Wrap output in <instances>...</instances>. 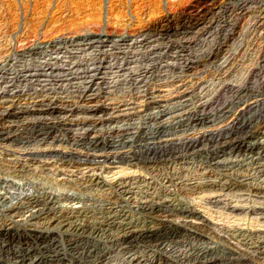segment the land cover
<instances>
[{"label":"rangeland","instance_id":"obj_1","mask_svg":"<svg viewBox=\"0 0 264 264\" xmlns=\"http://www.w3.org/2000/svg\"><path fill=\"white\" fill-rule=\"evenodd\" d=\"M199 1L201 0H0V32L8 33L6 35L7 38L11 34L10 36L13 40L10 37L8 38L9 40L11 39L10 42L13 44L14 49L11 56L12 54L13 56L19 54V51L22 50L26 51L28 47L48 46L53 41V45H62L61 42L63 41L61 39L66 36L57 37L60 30L64 33H69L67 36L74 42L85 43L91 40L92 37L86 40L78 39L75 34L73 35L69 31L74 27H78L79 20L76 17H81L84 14H99L98 5V8L102 6L103 26L106 25L104 18L110 13H116L118 15L124 14L125 16H123L126 20H129L126 21L129 25H127L128 31L133 28L137 29L132 31L135 32V35L125 31L122 34H126L122 35V37L117 33L106 38L103 36V39L107 41L110 38L113 41V38L118 40L124 37L130 43L136 38H142L143 35H146V32H151L154 28L161 32L166 29V25H176L180 19L182 20L186 16L188 10L195 8ZM237 1H240L239 3L244 2L241 4L242 7H240L241 5L239 6ZM205 5L208 11L204 17L202 16L204 19L200 21L202 23L198 26L200 28V31L198 30L199 35L195 34V36L192 34V38L190 33L183 34L178 32V35L173 33L167 35V38L169 36L174 41L186 44L187 47H183L186 51L181 52V54L187 58L184 56H182L185 58L183 60H178V58H174V60L173 58H160L155 63V66H158L157 72L159 71L160 73L151 75V80L147 79L150 80L146 85L147 87L145 86L147 94L137 93L131 99L128 96L125 101L121 102L120 98L116 99L117 95L126 94V89L121 87L122 89H117L118 92H114L117 94L114 95V101L108 99L107 95L101 97L99 101H97V98L92 100L79 99L78 105L105 106L107 110L102 115V121L97 120L98 115H95L96 118L93 119L95 122H92V119L87 116L88 114H84L88 122L76 124L77 119L82 115L77 116L70 114V112L56 114L58 112H55L53 115L58 116V121L64 120V124L57 125L59 130L54 132L49 130L47 135L40 134V136H37V134L33 136L29 130V132H24L23 127L27 125L25 122H27L31 114V116H36V114L38 116H46L47 121H52L53 117L52 115H46V111H39V113L37 110H30L33 113L25 120L4 122V126H0V132L5 133L4 137H6L8 132L9 138L7 137V139L11 140L17 137L21 142V144L17 145L20 146L19 148L12 147L14 153L16 151L38 150L41 145H35L34 142L40 141V139H42L40 144L44 143L43 140H46L45 144H42V148L51 145V148L60 149L57 146V142L53 144L54 139H52L59 135L60 130H66L65 132L71 135L82 133L87 137H91L122 125L121 127L123 128L128 127L129 134L132 135L135 131L138 132L139 129L153 124L155 120L164 119L163 121H165L177 118L178 114L191 108L194 110L198 104L200 105L205 101H211V106L207 107L206 110H218L226 105L225 108L229 110H235L241 106L243 110H264V0H209ZM244 6L245 8H243ZM238 7L243 9L241 10ZM221 11H225L222 16V18L225 17L224 19L221 18ZM231 11L233 12L231 13ZM61 16L64 18L61 20L62 23L57 20ZM71 22L77 23L72 24ZM136 23L137 25L135 26ZM80 26L81 24L79 28ZM208 26H210L207 28V31H209L206 32L204 30L203 32L202 29ZM186 34L189 36H186ZM159 36L155 35V37L152 36L150 39ZM167 38L164 36L160 41L165 42L169 39ZM164 39L165 41H163ZM176 49L179 50L180 48ZM176 49L173 50L177 51ZM173 50H168L167 54L171 55L172 53L175 55ZM166 60L168 65L165 62ZM173 64L175 67H173ZM227 86L232 89H227ZM132 92L135 93L134 91ZM39 99L36 95H32L31 98L28 96L25 98L21 97L8 110L19 107L35 109L39 106ZM74 99L70 97L55 101L59 107L66 106L74 109L77 105L73 102ZM9 105V102L5 103L0 100V112ZM156 110L161 111L162 117H159L161 116L160 114L157 116L154 114ZM149 113H151V117L146 119ZM246 115L248 116L249 114L247 113ZM62 116L64 118H61ZM222 120H224L223 117L216 116V124L213 122L214 127L205 129L212 130L215 126L218 127L224 123L228 125L230 119ZM259 122L260 126H262L261 128L257 126V130L261 133L260 136L264 138V118H261ZM192 128V134L195 131H203L200 126H193V124ZM33 138L35 139L34 142H32ZM36 147L37 149H35ZM5 148V146L0 145V192L7 195L8 199L6 205L0 206L1 218H9L10 213L8 214V212L10 211H7V208H10L11 212H14L15 208V211H17L21 203L27 201V197H38V195L48 193L55 194L58 197L67 196L81 200L82 203L78 204L83 205L91 214L101 207V203H104L102 201L107 200L109 196H113V193H111L110 189H107L108 185H105L104 189L101 188L99 190L97 187H93L94 189L90 190L85 187L89 183H85L84 180L94 178L98 174L103 176L105 182H112L126 177L123 180L132 182L133 187L137 186L133 188L136 194H130V199H142L144 197L152 200L168 199L171 200L170 206L171 204L174 206L179 203L181 206L188 207L199 214V216H202L201 219H205V222H200L194 218L182 217V219L180 216L167 217L168 219L164 217L165 219H163L162 216L145 214V212L139 210L134 211L133 207H131L133 205L129 206L130 209L129 207L124 208V210L128 209V214H126L129 215V220L137 223L136 225L138 226H134L137 229L145 228L150 230L152 223H154L152 227L156 228L159 226L157 220L160 219L172 221L174 225L170 226L171 228L169 227V232L173 233L174 236L169 237L166 241H160L161 246L153 240H142L138 246L124 249L122 247L125 244L120 243L124 226L111 228L105 236L92 235L94 240L92 237L89 238L87 245L89 247H94L93 245H95L94 248L97 247L96 250L103 249L112 253L113 257L108 262L109 264H128L132 259H137L134 264H147L150 261L154 262L158 258L168 262L175 260L181 264H213V262L209 261V257L207 258L208 261H206V258L197 260L198 258L196 257V254H200L210 248L219 249L218 252L225 250L233 256L235 255V259L231 260L232 262L224 260L222 261L223 264H264V255L255 248L261 240H264V165L259 168H255L252 165H246L247 167L243 166L241 168L236 167L233 173H227L229 177L228 175L220 174L218 168H214V166H211V168V164L206 159L203 161L200 157H194L193 159H183L184 161H170L166 162V164L162 162L157 166L156 164L150 165L142 162L136 168L137 173L123 176V173L117 172L120 170V168L119 170L117 169V165L109 164L101 169L96 168L94 173L89 172L87 169L75 170L69 168L64 170L51 166L52 161L58 160L57 157L49 158L47 161L49 164L47 165L42 160L43 158L40 159L41 157H38L39 161L36 158L37 161L35 159L31 162L23 156L7 152ZM129 163L132 167L131 170L135 169L133 164L135 162ZM129 165L127 164L125 167L130 168ZM127 172H130V169H127ZM139 178L140 180H138ZM148 183L149 187L152 186V188L145 187V184L147 185ZM126 196L128 197L129 194H125L123 197L127 198ZM42 206L41 204L35 208H27L23 215L26 217L34 213L40 216L43 211L49 213L54 209L67 211L71 210L72 203H50L44 205L43 208ZM61 206L62 208H60ZM45 214L42 215L46 216ZM14 219L17 221L21 220L20 217H14ZM39 221L42 220L39 219ZM23 227L31 228L32 226L25 224L21 228ZM178 232L180 233L178 234Z\"/></svg>","mask_w":264,"mask_h":264},{"label":"bare ground","instance_id":"obj_2","mask_svg":"<svg viewBox=\"0 0 264 264\" xmlns=\"http://www.w3.org/2000/svg\"><path fill=\"white\" fill-rule=\"evenodd\" d=\"M208 1L209 0H201L197 2L195 8L188 10V12L186 11V16L183 17L182 20L180 19L176 25H166V29L161 32L152 28L153 30H151V32H146V35H143V37L141 36L142 38H136L132 42L130 41V43H128L124 37L118 40L113 38V41L110 40V38L107 41L103 39V36L106 38L107 36L110 37V35L117 33L122 37V33L125 31L127 33H134L133 35H135V32L132 31H136L137 29L130 27L133 29L128 31V22H126L128 19L126 20L124 14L123 16L116 13L108 14V16L104 18L106 25L103 26L102 6L98 8V5L97 9H99V14H84L81 17H76V19L79 20V25L81 24L80 28L79 25L78 27L71 25L74 28L71 27L72 30L69 29L71 30L69 32L73 33V35L75 34L78 39L86 40L92 37L91 40L85 43L79 41V43L74 42L67 36L69 33H64L60 30L57 37L66 36L61 39V41H63L61 42L62 45H53L52 43L54 41H51L52 43L47 42L49 43L48 46L28 47L26 51H19L17 55L13 56L12 54V57L11 53L14 49L12 46L13 44L10 42L12 39L10 36L11 34L9 35L11 38L9 40V37L7 38L6 36L8 33L0 32V100L1 102L10 103L8 107L0 112V126H4V122L25 120V118H28V116L33 113L30 110H37L38 112L46 111V115H52L53 117L52 121H47L46 116H38L37 114L36 116H31V114L30 118L25 122L27 125L23 127V130L24 132L29 130L33 136L36 134L37 136H40V134L47 135L49 130H52L51 132L59 130L57 125L64 124V120L58 121V116L53 115L55 112H58L56 114L70 112V114H75L77 116L82 115L77 119L76 124H85L88 122L84 114H88L87 116L92 119V122H95L93 119L96 118L95 115H98L97 120L101 122L102 115L107 110L105 106L99 105L91 107L78 105V100H82L83 98L91 100L97 98V101H99V99L105 97V95H107L108 99L113 100L115 99L114 95H117L114 92H118L117 89L121 87L126 89V94L121 96L117 95L116 97V99L120 98L121 102L125 101V98L128 96L131 99V97L137 93L147 94L145 92V86L151 80L150 76L159 72H157L158 66H155V63L160 58H173V60L174 58H178V60L185 59L182 57L184 55H182L181 52L186 51V49L183 48L186 44L184 45L180 43V41H174L170 39L171 37L169 38V36L168 39L167 35H169V33L176 35L178 32L183 34L190 33L191 35L198 34V30L200 29L198 26L202 23L200 21L204 19L203 17L208 11L205 5ZM239 2V6L244 3ZM240 7H242V5ZM243 8H245V6ZM232 12L233 11H231V13ZM220 13H222V18L225 11H221ZM224 18L225 17L222 19ZM63 19L62 16L59 19L57 18L60 22ZM76 23L74 22L72 24ZM136 25L137 23L135 26ZM203 25L205 24L203 23ZM209 27L210 26L204 27L202 31L204 32L205 30L208 32L209 30L207 31V28ZM188 34H186V36ZM155 35L160 36L150 39V37H155ZM164 36L168 40L165 41L164 39L163 41L165 42H162V40L160 41ZM192 37L193 35L191 38ZM176 48L180 49L177 50ZM170 49L177 50H173L175 55L172 53L171 55L167 54ZM165 62H167V60ZM173 67H175V65ZM148 78L150 80H147ZM226 88L232 89L228 86ZM145 94L144 96H146ZM32 95H36V97L40 98L37 108L24 109L19 107L8 110V108L12 106V104L14 105L17 103L21 97L25 98L28 96L31 98ZM70 97L75 98L73 102L77 105L74 109L56 105L55 100ZM210 102L211 101H205L200 105L198 104L197 108L194 110L191 108L183 113L176 114L177 118L174 119L165 121H163L164 119L159 121L155 120L153 124L139 129L138 132L135 131L132 135L129 134L128 127L123 128L121 127L122 125L116 126L115 129L100 132V134H95L91 137H87L82 133L71 135L65 132L66 130H60L59 135L52 138L54 139L53 144L57 142V146H59L60 149L51 148V145L42 148V144L44 145L46 140H43L44 143L40 144L42 139H40V141H35L33 138L32 142L35 141V145H41L38 150L16 151L14 153L12 147L15 146L19 148L20 146L17 145L21 144V142L17 137L11 140L7 139L8 132L6 137H4L5 133L0 132V145L5 146L7 152H13L14 155L23 156L26 160L31 162L36 158L38 161L43 158L42 160L48 165L49 163L47 161L49 158L57 157L58 160L52 161L51 166H56L64 170H68L69 168L75 170L87 169L89 172L94 173L96 168L101 169L109 164L117 165V169L119 170L120 168L117 172L123 173V176L129 175L130 173L135 174L136 168L139 167L138 164L142 162L150 165L156 164L157 166L162 162L166 164V162H173L175 160L184 161L183 159H193L194 157H200L203 161L206 159V161L211 164L210 167L214 166V168H218L222 175H228L227 173L230 172L233 173L236 167L241 168L246 165H252L255 168H259L263 166L264 138L260 136L261 133L257 130V126H259L258 128L262 126H260L259 120L264 118V110H243L241 105V107H237L238 109L236 108L235 110L225 108L227 105L224 107L225 109L217 108L218 110H206L207 107L211 106ZM247 113L249 115L245 116ZM154 114H156V116L160 114L161 116L159 117L163 115L159 110H156ZM148 116H146V119L151 117V113H149ZM216 116L223 117L224 120L230 119L228 125L224 123L220 124L218 127L215 126L212 130H207L208 128L214 127ZM61 118H64V116ZM192 124L193 126H200V129H203V131H195L192 134ZM35 149H37V147ZM38 157L41 158L39 159ZM37 159L35 161H37ZM132 161L135 162L133 163L135 166L133 170H131L132 167L129 165V162ZM127 164L130 168L125 167ZM127 169H130V172H127ZM139 172L141 173V171ZM125 178L112 182H105L103 176H99L98 174L94 178L84 180L85 183H89L86 184L85 187L90 190L94 189L93 187H97L100 190L105 185H108L107 189H110L111 193H113V196H109L107 200L102 201L104 203H101L102 205L96 210L97 212L93 211L91 214L83 205L78 204L82 203L81 200H76L75 198L67 196L58 197L52 193L38 195V197L33 196L34 198L27 197V201L21 203L17 211H15V208L14 212H11V209L7 208V211H10L8 212V214L10 213L9 218L4 219L0 217V264H67V262L68 264H109L108 262H110V259L113 257L111 255L112 253L103 249L96 250L97 247L94 248L95 245H93L94 247H89L87 245L92 235L105 236L107 231L109 232L111 228L124 226L120 238V243L125 244L122 248L127 249L129 247H136L142 240H153L156 241V243L158 242V245L161 246L160 241H166L169 237L174 236L173 233L169 232V229L174 224L172 221L167 220V217L180 216L181 218H194L200 222H205V219H201L202 216H199V214L193 212L188 207L181 206L179 203L174 206L171 204L170 206L171 200L168 199L152 200L145 197L142 199H130V194L133 195L135 193L133 188L137 186L134 185L135 187H133L132 182L130 183L123 180ZM138 180H140V178ZM145 187L148 188L149 183L147 185L145 184ZM149 188H152V186ZM125 194H129V196L124 198L123 196H125ZM6 196L7 195L0 192V206L6 205L8 199ZM50 203H72V207L71 210L67 211L55 209V211L53 210L49 213L43 211L42 214L46 213V216L42 214L38 216L34 213L26 217L23 215L27 208H35L41 204L43 208L44 205ZM122 203H124V205H122ZM129 206L133 207L132 209H134V211L139 210L145 212V214L162 216L163 219H165L164 217L167 219L157 220L159 226L156 228L152 227L154 226V223H152L154 221L151 220L152 226L150 230L145 228L137 229L134 227L138 226L136 225L137 223L129 220V215H127L128 209L124 210V208ZM60 208H62V206ZM14 217H20L21 220H18V222ZM39 219L42 221H39ZM25 224L32 227L21 228ZM176 224L175 226L178 225ZM180 232H178V234ZM97 239L99 240V238ZM258 244L259 245L255 246L256 250L264 255V240H261ZM199 249L201 250V248ZM218 250L219 249L215 250L210 248L200 254H196L197 260L207 259L209 257V261L213 262V264H223L222 261L224 260H226V262H232L231 260L235 259V255L233 256L225 250L220 252H218ZM135 260L137 259L130 260L128 264H134ZM206 261H208V259ZM147 264L181 263L175 260L168 262L158 258L154 262L150 261Z\"/></svg>","mask_w":264,"mask_h":264}]
</instances>
